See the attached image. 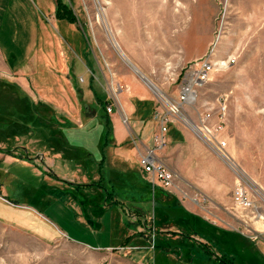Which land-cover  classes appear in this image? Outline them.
<instances>
[{
    "label": "rangeland",
    "instance_id": "1",
    "mask_svg": "<svg viewBox=\"0 0 264 264\" xmlns=\"http://www.w3.org/2000/svg\"><path fill=\"white\" fill-rule=\"evenodd\" d=\"M166 1L171 3L168 7H164ZM56 3H60L58 10ZM97 6L102 10L110 37L104 25L97 21ZM1 12L0 139L7 130L6 144L12 142L10 139L16 133H24L30 127L50 126L45 116L29 114L22 117L8 112L9 103L23 94L20 89L9 87L14 85L16 78L29 80L30 94L36 99L41 94L46 97L65 96L64 89H45L43 84L38 87L36 82L37 75L46 82L50 81L47 77L51 74H48L46 65L60 61L74 67L71 55L75 54H72V45L66 40L75 35L68 31L64 21L55 22L58 16L73 18L71 28L84 36L87 42L86 62L99 74L94 87L98 95L103 94L107 99L104 106H111L113 114L115 109L123 114L121 103L142 98L144 100L140 102L144 104L137 105L142 112L148 113L153 124L154 114L165 111L164 102L176 97L181 78L191 63L207 54L214 61L234 59L229 66L215 68L209 81L197 89L195 102L182 110L183 120L177 119L170 126V132L181 139L180 143L174 150L168 143L159 156L176 172V176L187 177L189 184L178 181L177 177L175 179L184 187L186 198L195 197V193L206 197L208 181L214 176L219 184L215 189L223 191L230 203V227L249 238L236 231L213 227L199 216L194 227L190 220L185 222V226L189 236H196L202 242L205 239V244L186 238L185 234L182 237L169 235L165 240L167 250L163 251L159 238L161 233L157 231L152 237L153 243H144L152 245L151 248L154 245L153 249L131 250L133 254L142 252L141 264H264V247L256 246L255 239L252 240L260 236L258 231L264 229V0H5ZM177 12H181L182 17L176 22L174 14ZM25 20L33 24L38 38L36 46L31 37L32 30L25 31V40L18 36L23 26L26 29ZM27 31L30 34L27 35ZM37 47L43 53L48 52L43 56L46 65L38 66V72L33 73L35 75L30 65L33 62L28 64L23 76L15 73L13 66L24 64ZM121 54L164 97L150 91ZM87 72L90 76L89 70ZM76 76L77 83H82ZM43 106L46 114L49 106ZM222 107L225 109L221 118L223 130L216 133L218 111ZM99 108L103 112L101 103ZM102 114H98L100 122L89 124L83 121L85 127L81 131L86 132L85 136H71L72 140L92 148H102L110 138V126L103 127ZM185 119L203 136L206 134L202 132L205 126L218 140L225 141V158L258 191L237 177L206 140H201V136L185 124ZM4 170L10 171L9 174L18 172L11 167H0L1 177ZM19 172L18 182L13 178L14 181L4 182L6 190H10L7 198L13 205L24 204L38 209L37 200L30 196L36 189L41 190V185L25 169ZM133 177L143 182L141 175ZM237 187L244 191L250 201L249 206L235 203L233 196ZM103 188L114 192L126 208L131 209L133 204L127 201L134 195L128 185L110 187L105 184ZM151 195L150 200L138 203L150 214L154 210ZM204 197L196 198L201 209L198 211L202 214L207 213L210 206ZM13 219L10 223L0 220V264H112L115 263L114 256H119L116 251L91 250L67 242L65 238L51 236L48 231L40 237L37 225L31 224L30 220H23V226H16ZM125 219L126 224L133 227L134 224Z\"/></svg>",
    "mask_w": 264,
    "mask_h": 264
},
{
    "label": "crops",
    "instance_id": "2",
    "mask_svg": "<svg viewBox=\"0 0 264 264\" xmlns=\"http://www.w3.org/2000/svg\"><path fill=\"white\" fill-rule=\"evenodd\" d=\"M4 2L5 0H0V14ZM52 7L54 8L55 4ZM35 20L39 21V18ZM55 20L59 23L62 19L55 18ZM62 21L67 23L68 31L75 35L71 37V40L65 39L72 45V54L73 52L75 54L71 55L74 67L60 61L51 66L44 64L43 56L48 52L43 53L39 47L34 48L32 55L24 64L17 67L14 62L15 73H22L21 76L30 62H33L30 64L33 66L32 74L38 72V66L46 65L48 74H51L47 77L50 81L46 82L37 75L38 87L43 84L42 88L45 89H64L65 96L46 97L41 94L36 99L30 94L29 80L18 77L13 81L15 89H20L23 94L16 101L9 103L11 105L8 106V112L22 117L29 114H35V117L45 116L50 126L30 127L24 133H16L9 144H6L7 130L1 136L0 167H11L18 172L9 174L10 171L4 170L3 176H0V220L10 223V219L14 218L13 222L16 226H23L25 224L23 220H30L31 224L37 225V235L40 237L48 231L51 236L65 238L67 242L91 250L116 251L115 253L119 256H114L115 263L112 264H141L142 252L139 254L137 251L138 253L133 254L131 249H150L152 245L144 243L150 241L153 243L154 232L157 231L161 233L159 238L162 241L161 250L163 251L167 250L165 240L169 235L182 237L185 234L186 238L205 244V239L202 242L196 236H189L188 227L185 226V222L190 220L194 227L199 216L213 227L236 231L249 238L245 233L230 227L228 221L230 203L223 191L222 194L215 189L219 184L214 176H211L208 181L206 197L195 193V197L187 196L186 198L185 189L178 181L180 179L182 183H188V179L183 175L176 176L174 171H172L174 173L173 187L170 190L151 186L148 177L141 171L138 164L140 154L152 144L155 127L148 113L142 112L137 105L144 104L140 102L144 99L137 98L121 103L124 116L117 109L113 114L114 110L110 106L111 112L107 114L110 138L109 140L107 138V143L102 148H92L91 145H82L75 142V139L72 140L71 136L76 137L81 134L85 136L86 132L81 131L85 127H83V121L89 124L98 120L100 122L98 114L103 112L99 104L100 101L107 104V99L103 97V94L98 95L94 87V82H98L99 74L86 62L87 42L84 36L82 37L71 28L74 24L67 20ZM24 22L26 29L23 26L18 36L25 40V31L32 30L31 37L36 46L38 38L33 24L31 21ZM28 31L27 35L30 34ZM76 34H78L77 38ZM75 76L82 83H77ZM149 102L152 104V101ZM43 104L49 106L46 114H44L46 107ZM38 109L42 111L40 115ZM123 119L126 121L124 122ZM170 126L171 124L168 126L166 138L167 144L169 143L174 150L181 139L170 132ZM22 169L31 174L42 187L41 190L38 188L33 191V196H30L37 200L38 209L24 204L13 205L7 198L10 190H6L5 180L18 182L19 171ZM135 174L141 175L143 182L134 178ZM176 177L178 181L175 180ZM21 184H24L23 181ZM105 184L110 187L119 184L128 185L134 195L127 201L133 204L131 209L126 208L121 199L113 194L114 192L105 190L103 188ZM150 193H152L151 200L154 206L152 214L138 204L144 203L145 199L150 200ZM197 196L208 200L210 206L207 213L202 214L198 211L199 203L195 201ZM125 218L134 224L133 227L126 224ZM258 232L260 236L255 238L254 243L256 246L260 244L264 247L262 238L264 229ZM119 248L121 249L118 251Z\"/></svg>",
    "mask_w": 264,
    "mask_h": 264
},
{
    "label": "built area",
    "instance_id": "3",
    "mask_svg": "<svg viewBox=\"0 0 264 264\" xmlns=\"http://www.w3.org/2000/svg\"><path fill=\"white\" fill-rule=\"evenodd\" d=\"M233 62L234 59L214 61L211 55L207 54L199 61L191 63L181 78L176 97L164 102V112L162 111L154 114L153 118L156 129L152 134V144L140 154L138 158L139 167L148 177L153 188L161 187L164 190H170L173 187L174 173L159 156V153L167 146L166 135L168 133V126L177 119L183 120V108L195 102L197 89L209 81L215 68H223L233 64ZM224 110V107H222L221 110L218 111L217 117L219 123H217L216 129L214 130L216 133L223 130L221 118ZM106 111L107 113L111 112L110 106L106 107ZM202 132L206 133L204 134V139L207 145L220 157L225 158L226 155L224 150L226 142L218 140L216 135H213L205 126H203ZM233 197L237 205L247 207L250 204V201L246 198L241 187L235 189ZM254 239L255 237H253L252 240Z\"/></svg>",
    "mask_w": 264,
    "mask_h": 264
},
{
    "label": "bare ground",
    "instance_id": "4",
    "mask_svg": "<svg viewBox=\"0 0 264 264\" xmlns=\"http://www.w3.org/2000/svg\"><path fill=\"white\" fill-rule=\"evenodd\" d=\"M171 3L169 1H166V5H164V7H168V5H170ZM170 8V7H169ZM166 14V13H165ZM102 10L99 9V7L97 6V21L102 23V25H104V28L107 32V35L110 37V33H109V29L106 26V22L102 16ZM182 14L181 12H177L176 14H174V20L177 22L178 20H181ZM173 23V21H172ZM116 46V45H115ZM117 47V46H116ZM122 58L124 60H126L123 56ZM148 87V89L150 91H152L154 94H156L158 97H164V95L162 94V92H160L159 90L155 89L154 85H146ZM185 124L188 125L189 127L193 128V130L195 131V133L199 134V137L202 139H204V136L202 135V133L200 132V130H198L196 127H194L193 125L190 124V122L188 120L185 119ZM221 160H223V162L231 169L233 170V172L237 175V177H239L241 180H243L244 182H246L248 185H250L251 189L253 188L255 191H258L257 188L254 187V185L250 182V180H248L243 174L242 172L238 171L226 158H222L219 157ZM254 191V192H255Z\"/></svg>",
    "mask_w": 264,
    "mask_h": 264
},
{
    "label": "trees",
    "instance_id": "5",
    "mask_svg": "<svg viewBox=\"0 0 264 264\" xmlns=\"http://www.w3.org/2000/svg\"><path fill=\"white\" fill-rule=\"evenodd\" d=\"M60 7V3H56V8H57V10H58V8ZM58 19H62V20H67L68 22H73V18H69L68 16H65V15H62V16H58ZM72 19V20H71ZM5 86V85H4ZM11 89H15L16 87L14 86V85H12V86H9ZM17 90V89H16ZM100 103H101V101H100ZM105 105V103L104 102H102L101 103V107H102V110H103V116L104 117H101L102 119H104L103 120V127H109L110 126V124H109V120H108V118H107V111H106V107L104 106ZM45 114V113H44Z\"/></svg>",
    "mask_w": 264,
    "mask_h": 264
},
{
    "label": "water",
    "instance_id": "6",
    "mask_svg": "<svg viewBox=\"0 0 264 264\" xmlns=\"http://www.w3.org/2000/svg\"><path fill=\"white\" fill-rule=\"evenodd\" d=\"M123 56V54H121ZM124 57V56H123ZM125 58V57H124ZM126 59V58H125ZM127 65L132 69V71H134V73H136L139 78L146 84V85H152V83L144 76L142 75L137 69L136 67H134L131 63H129V61L126 59Z\"/></svg>",
    "mask_w": 264,
    "mask_h": 264
}]
</instances>
